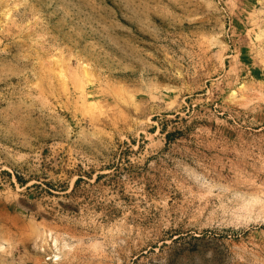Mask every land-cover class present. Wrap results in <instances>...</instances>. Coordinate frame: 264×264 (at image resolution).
<instances>
[{
  "label": "rangeland",
  "instance_id": "rangeland-1",
  "mask_svg": "<svg viewBox=\"0 0 264 264\" xmlns=\"http://www.w3.org/2000/svg\"><path fill=\"white\" fill-rule=\"evenodd\" d=\"M0 264H264V0H0Z\"/></svg>",
  "mask_w": 264,
  "mask_h": 264
}]
</instances>
